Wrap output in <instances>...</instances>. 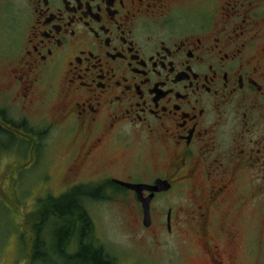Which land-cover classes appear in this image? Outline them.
Returning a JSON list of instances; mask_svg holds the SVG:
<instances>
[{"label": "flooded vegetation", "instance_id": "flooded-vegetation-1", "mask_svg": "<svg viewBox=\"0 0 264 264\" xmlns=\"http://www.w3.org/2000/svg\"><path fill=\"white\" fill-rule=\"evenodd\" d=\"M1 38L0 138L25 164L59 162L143 245L241 264L264 195V0H0ZM118 181L151 187L149 226Z\"/></svg>", "mask_w": 264, "mask_h": 264}, {"label": "rangeland", "instance_id": "rangeland-1", "mask_svg": "<svg viewBox=\"0 0 264 264\" xmlns=\"http://www.w3.org/2000/svg\"><path fill=\"white\" fill-rule=\"evenodd\" d=\"M0 43V49L7 50L8 41L1 38ZM2 60L4 55L0 52V62ZM8 70L6 63L0 67V80ZM17 139L15 147L12 137L0 138V264H30L33 226L38 221L40 201L71 190L58 176L59 162L49 169L58 176L53 179L48 178L44 162L33 166L25 164L29 160V148ZM58 155L60 152L56 151L54 157ZM44 156L41 152L40 157ZM257 203L254 223L251 226L246 223L241 230L244 235L241 264H264V195ZM109 205L97 204V210L93 209L90 217L97 245L117 260V264H195L181 242L170 241L159 248V244L149 238L147 245L141 244L140 235H135L124 224L127 218L111 212Z\"/></svg>", "mask_w": 264, "mask_h": 264}, {"label": "trees", "instance_id": "trees-1", "mask_svg": "<svg viewBox=\"0 0 264 264\" xmlns=\"http://www.w3.org/2000/svg\"><path fill=\"white\" fill-rule=\"evenodd\" d=\"M81 192L75 188L40 201L30 264H117L97 245L94 223L84 206L87 193Z\"/></svg>", "mask_w": 264, "mask_h": 264}, {"label": "water", "instance_id": "water-1", "mask_svg": "<svg viewBox=\"0 0 264 264\" xmlns=\"http://www.w3.org/2000/svg\"><path fill=\"white\" fill-rule=\"evenodd\" d=\"M118 183L124 185L125 187L132 189L134 191H136L139 195V199L144 203V208H145V224L147 226H149L150 224V212H149V201L146 203L145 201H143V198L141 197V193L144 189H151V187L145 186V185H133V184H127V183H123V182H119ZM159 184V183H158ZM157 189L156 187L152 188V190ZM156 191V190H155Z\"/></svg>", "mask_w": 264, "mask_h": 264}]
</instances>
